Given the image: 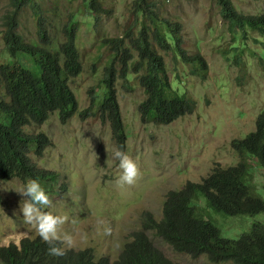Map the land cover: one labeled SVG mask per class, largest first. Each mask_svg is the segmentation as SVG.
<instances>
[{
    "label": "rangeland",
    "instance_id": "obj_1",
    "mask_svg": "<svg viewBox=\"0 0 264 264\" xmlns=\"http://www.w3.org/2000/svg\"><path fill=\"white\" fill-rule=\"evenodd\" d=\"M107 13L98 15L91 0H35L40 7L25 8L19 16L18 32L28 43L58 52L64 43L63 29L73 21L77 27V48L82 74L70 82L79 102V112L62 124L54 114L44 125L25 129L28 135L45 133L52 144L42 157L32 146L31 158L39 169L57 174V179L43 183L51 206L44 211L67 217L62 232L76 240L73 250L93 249L96 257L112 262L123 251L128 236L141 230L144 212L162 218L166 195L182 189L187 182L200 183L217 167H233L243 161L232 143L243 140L256 129V120L264 112V36L259 32L233 29L221 15L214 0H149L156 16L179 23L189 56L201 54L208 63L205 80L195 64L186 63L174 51L162 52L168 78L173 88L195 102L193 114L169 125L143 122L140 106L147 94L140 84L145 73H136L138 58L131 63L128 83L121 77V51L114 66L116 88L128 137L127 154L136 162L139 175L132 185L118 183L122 170L113 159L117 148L111 123L100 111L104 100L105 79L113 59V47L106 40L120 39L130 45L129 37H138L143 12L137 0H98ZM244 15L264 14V0H231ZM10 0H0V66L12 60L3 41V21ZM39 11L47 20L49 46L40 40ZM133 53V52H131ZM25 69L41 73V67L29 55L18 56ZM97 96L93 116L81 118ZM9 102L0 82V103ZM0 122L6 123L0 113ZM251 169L248 182L264 199V169L257 160L247 158ZM24 181L1 183L0 248L19 245L23 239H35L33 226L24 223L20 205L24 197L15 190ZM198 217L211 220L227 239H239L251 232L255 223L264 225V213L257 216H226L213 212L206 200L194 202ZM103 221V224L100 223ZM110 228L105 233L104 228ZM152 243L170 260L180 264H213L206 257L192 259L175 252L166 241L148 231ZM1 264V263H0ZM232 264V263H222Z\"/></svg>",
    "mask_w": 264,
    "mask_h": 264
},
{
    "label": "trees",
    "instance_id": "obj_2",
    "mask_svg": "<svg viewBox=\"0 0 264 264\" xmlns=\"http://www.w3.org/2000/svg\"><path fill=\"white\" fill-rule=\"evenodd\" d=\"M149 0H137L135 5L143 12L138 37H129L130 45L124 46L120 39L106 40L113 47V59L105 79L104 100L100 111L105 122L111 123L117 147L127 154V134L122 118L116 88L117 74L114 63L120 59L119 77L128 83L131 63L138 58L136 73L145 72L140 84L147 94L140 106L143 122L169 125L179 118L193 114L195 102L178 89L168 78L167 68L160 51H174L186 63L195 64L203 80L208 74V63L201 54L189 56L182 38V26L156 16ZM221 8V15L229 25L245 35L251 30L264 36V14L244 15L237 11L231 0H214ZM11 9L3 16V41L11 62L0 66V82L4 85L10 101H1L0 113L6 123L0 122V195L1 183L13 179L27 182L36 179L44 182L57 179V174L39 169L31 158L32 146L42 157L52 142L45 133L28 135L25 129L44 125L58 114L62 124H67L78 112L79 102L70 82L83 72L77 48V27L73 21L63 29L64 43L58 52L48 47L28 43L18 32L20 13L27 7H40L35 0H10ZM91 8L98 15L107 13L98 0H91ZM40 40L49 46L47 20L35 11ZM133 52V53H131ZM31 56L41 67V73L29 71L18 62L21 54ZM91 95V106L81 112V118L93 116L97 96ZM243 161L233 167L217 166L200 183L187 182L178 191L166 195L162 218L158 220L151 212L141 216V230L128 236L123 251L114 262L109 257L97 258L94 250L66 249L59 258L48 254V245L39 237L23 239L19 245L0 248L1 264H180L170 260L150 240L148 231H154L172 249L192 259L206 257L213 264H264V225L255 223L250 233L239 239H227L208 219L198 217L194 202L204 198L215 213L226 216H257L264 213V199L258 196L248 182L251 169L247 158L257 160L264 169V112L256 120V129L243 140L232 143ZM1 201V196H0Z\"/></svg>",
    "mask_w": 264,
    "mask_h": 264
},
{
    "label": "clouds",
    "instance_id": "obj_3",
    "mask_svg": "<svg viewBox=\"0 0 264 264\" xmlns=\"http://www.w3.org/2000/svg\"><path fill=\"white\" fill-rule=\"evenodd\" d=\"M112 155L113 159L118 161V168L122 170L118 183L134 184L139 175L136 162L119 147L113 150ZM15 191L25 198L20 205L24 223L34 227L38 237L49 246L48 254L51 257H62L66 249L76 245V240L71 234L62 232L67 217L44 211L51 206V201L38 180L30 179ZM100 223L103 224V221ZM104 231L110 233L111 229L106 227Z\"/></svg>",
    "mask_w": 264,
    "mask_h": 264
}]
</instances>
